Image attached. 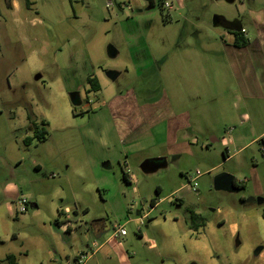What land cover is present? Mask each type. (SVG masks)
Instances as JSON below:
<instances>
[{"label":"rangeland","instance_id":"374dc122","mask_svg":"<svg viewBox=\"0 0 264 264\" xmlns=\"http://www.w3.org/2000/svg\"><path fill=\"white\" fill-rule=\"evenodd\" d=\"M29 1L0 0V264H75L120 226L127 236L85 264H264V204L247 203L264 200L258 60L229 55L232 33L213 26L221 16L255 34L249 9L264 0ZM149 103L146 123L135 111ZM171 113L188 117V141L170 142ZM162 157L166 167L141 170ZM223 174L241 189L216 190ZM191 213L207 226L190 230Z\"/></svg>","mask_w":264,"mask_h":264},{"label":"crops","instance_id":"0c3cea01","mask_svg":"<svg viewBox=\"0 0 264 264\" xmlns=\"http://www.w3.org/2000/svg\"><path fill=\"white\" fill-rule=\"evenodd\" d=\"M249 19H250L249 21L251 22V27L255 30V34H253V35L249 34V31H250L249 28L247 27V29H246L245 27H243V24L241 22H239V21L233 22L235 24H238L239 28L241 30H245L244 33L242 32V35L247 40V46L244 48L235 47L234 46L235 35L232 33L234 31L231 30L230 32L232 33V39L230 40L229 43L226 44L227 45L226 47L227 48L230 47L229 48V50H230L229 55L234 56V57L235 56L238 57L237 54H239L242 51H246V53H245V55H246L245 64H247V65L256 66L255 60L256 59L258 60V64H257L258 68L256 70V82H255V84L257 85L258 89L263 90L264 89V8L261 10L255 9V8L249 9ZM240 29H238L237 31H239ZM229 55H228V57H229ZM229 65L233 66L230 60H229ZM259 74H260V76H259ZM254 98L258 101L264 102V94H262V95L260 94V96H257ZM115 101H116V99L111 103V106L115 103ZM158 105H159V103H152V104L149 103V104H144V105L138 106L136 108L135 113L136 114L140 113V115H139L140 119L145 120L147 123L149 120H151L152 118H155L157 116L156 108L158 107ZM117 106L118 105L115 104V107H117ZM151 108H153L154 111H152ZM142 111H146L145 116H141ZM166 121H167V125H168L167 131H169L171 143L177 142V135L180 132L183 133L184 140L188 141L191 138V134H189L191 129L189 128L188 117L185 114L176 115V114L171 113L169 116H167ZM256 139H253V140H256ZM161 159H162V161L159 163H156V164H150V161L143 163L141 166V170L146 174H149V173L152 174V173L157 172L161 168H164L167 166V159L168 158L162 157ZM125 175H126L127 180L129 182L130 180H129L128 174H125ZM34 208H37V206ZM58 224L61 225L62 223L58 222ZM73 232H74L73 227L71 225H68L67 226V233L71 236L73 234ZM113 239L114 238L110 237L108 240H106L100 247H98L95 250V252L92 253V255L89 258L94 257L97 254V252L104 249L105 245L111 243V241ZM90 252H91V249H89V247H87L86 251L78 250L76 252V255H75V263L82 256H84L85 254H88Z\"/></svg>","mask_w":264,"mask_h":264},{"label":"trees","instance_id":"16d2710c","mask_svg":"<svg viewBox=\"0 0 264 264\" xmlns=\"http://www.w3.org/2000/svg\"><path fill=\"white\" fill-rule=\"evenodd\" d=\"M27 4L30 5V1L27 0ZM234 35H235V42H234V46L237 47V48H244L247 46V40L243 37L242 35V30L240 29L239 31H235V32H232ZM87 84L90 85V88H91V92H98L100 91L101 87H100V83H99V80L94 77H90L87 79ZM33 113L31 111H28V120L30 121L31 123V127L34 128V138H37L39 139L40 141H44L45 140V136L47 134V130L45 128H42L41 130L37 127L35 121L32 120V117H33ZM41 125L42 126H46L47 123L42 121L41 122ZM31 141V138L28 137L25 139V143H30ZM225 155V158H227V155ZM124 178L126 179V181L128 182L127 180V177L126 175L124 176ZM234 188L238 191L241 189V185H238L236 183V180L234 179ZM152 206H154V204H152ZM262 216H263V219H264V211L262 213ZM207 225V221L201 217V216H198L197 214L195 213H191L190 216H189V229L192 230V231H198L200 228H204L205 226ZM5 261L8 263V264H17V259L14 255H8L5 259Z\"/></svg>","mask_w":264,"mask_h":264},{"label":"water","instance_id":"95a60500","mask_svg":"<svg viewBox=\"0 0 264 264\" xmlns=\"http://www.w3.org/2000/svg\"><path fill=\"white\" fill-rule=\"evenodd\" d=\"M226 23L229 24L230 22H227L225 20V18H223L221 16H214V18H213V26L214 27L226 28V26H225ZM108 54L111 58H115L118 55V52L114 47L110 46L108 48ZM106 76L112 82H115L119 78L120 73L117 71H107ZM70 99H71V103L74 107H78V106L82 105L79 94H77V93L71 94ZM161 161H162V159H155V160L150 161V164H156V163H159ZM222 187H226V188L231 189L233 191H237L234 188V178L230 175H227V174H223V175L217 176L215 178L214 188L216 190H220ZM247 203H257L258 205H262V204H264V200L262 198H257V199L251 198L248 200Z\"/></svg>","mask_w":264,"mask_h":264},{"label":"built area","instance_id":"2783aa9c","mask_svg":"<svg viewBox=\"0 0 264 264\" xmlns=\"http://www.w3.org/2000/svg\"><path fill=\"white\" fill-rule=\"evenodd\" d=\"M164 7L166 8V9H172V5H171V3L170 2H168V1H166L165 3H164ZM242 32L244 33L245 32V30H242ZM202 173L200 172V171H197L196 173H195V177L189 182V184H188V186L190 187H192V191L193 192H196V189H195V182L200 178V177H202ZM25 202H21L20 203V206H21V208H20V212L21 213H25L26 212V208H25ZM148 218V214H145L143 217H141V219H140V221L142 222V224H143V221L145 220V219H147ZM117 236H119V237H125V236H127V232H126V230H125V228L123 227V226H120V227H118L116 230H115V232H114V234L112 235V238H116ZM92 255V253L90 254V253H88V254H85L84 256H82L80 259H78L77 260V262L75 263V264H85V260H86V257H90Z\"/></svg>","mask_w":264,"mask_h":264},{"label":"flooded vegetation","instance_id":"af4514ba","mask_svg":"<svg viewBox=\"0 0 264 264\" xmlns=\"http://www.w3.org/2000/svg\"><path fill=\"white\" fill-rule=\"evenodd\" d=\"M225 26H226V29L229 30V31L232 30V31L235 32V31H237L238 29H240V28H239V25H238V24H235V23H229V24L226 23Z\"/></svg>","mask_w":264,"mask_h":264}]
</instances>
